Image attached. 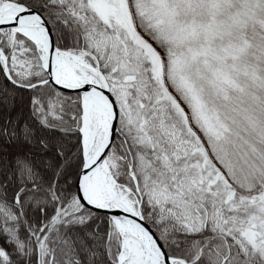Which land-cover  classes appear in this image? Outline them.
Masks as SVG:
<instances>
[{
  "label": "snow or ice",
  "instance_id": "obj_1",
  "mask_svg": "<svg viewBox=\"0 0 264 264\" xmlns=\"http://www.w3.org/2000/svg\"><path fill=\"white\" fill-rule=\"evenodd\" d=\"M0 264H264V0H0Z\"/></svg>",
  "mask_w": 264,
  "mask_h": 264
}]
</instances>
